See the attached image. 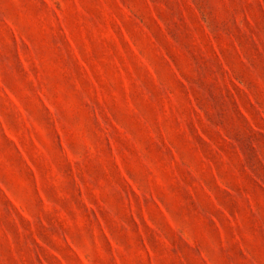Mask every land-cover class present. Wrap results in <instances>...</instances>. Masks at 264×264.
<instances>
[{
    "label": "rangeland",
    "instance_id": "374dc122",
    "mask_svg": "<svg viewBox=\"0 0 264 264\" xmlns=\"http://www.w3.org/2000/svg\"><path fill=\"white\" fill-rule=\"evenodd\" d=\"M0 264H264V0H0Z\"/></svg>",
    "mask_w": 264,
    "mask_h": 264
}]
</instances>
